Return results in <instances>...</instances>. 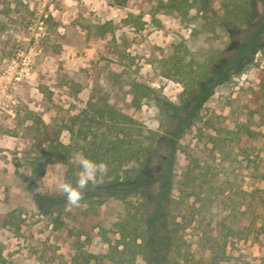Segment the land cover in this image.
Returning <instances> with one entry per match:
<instances>
[{
    "label": "rangeland",
    "instance_id": "obj_1",
    "mask_svg": "<svg viewBox=\"0 0 264 264\" xmlns=\"http://www.w3.org/2000/svg\"><path fill=\"white\" fill-rule=\"evenodd\" d=\"M163 1L0 0V264H63L75 241L69 230L77 228L76 212L84 206L67 202L59 207V163L52 156L37 151L40 171L32 173L29 160L36 152L26 144L25 130L35 118L60 129L59 138L67 142L68 117L84 106L96 79L111 104L147 128L163 129L156 100L169 103L172 114L186 108L190 97H181V84L161 74L159 59L170 43L184 41L196 49L203 41L201 32L208 30L197 25L194 9L184 17L164 8ZM221 1L212 0L217 13ZM250 1L253 15L263 21L264 0ZM128 13L139 18L141 27L122 21ZM106 21L112 25L100 33ZM261 36L246 50L244 69L226 70L203 103L201 118L179 134L170 194L173 218L185 227V244H179L186 256L179 259L183 264H208L213 239L221 242L215 223L222 216L229 213L228 223L239 227L252 220L255 226L259 223L257 189L264 186V177L258 179L264 165V54L257 49L264 46ZM77 70L88 83L75 92L66 74ZM139 84L151 88L153 95L144 96ZM245 120L261 133L242 136L227 154L214 149L210 137L218 135L215 128L230 129ZM127 200L141 202L138 196ZM125 206L111 195L95 207L98 226L86 249L107 251L104 236L111 242L118 237L115 222L124 216ZM56 215L63 221L59 227ZM248 236L233 237L225 248L229 259L217 263L262 264L264 237ZM140 263L138 259L135 264ZM100 264L116 263L104 258Z\"/></svg>",
    "mask_w": 264,
    "mask_h": 264
},
{
    "label": "trees",
    "instance_id": "obj_2",
    "mask_svg": "<svg viewBox=\"0 0 264 264\" xmlns=\"http://www.w3.org/2000/svg\"><path fill=\"white\" fill-rule=\"evenodd\" d=\"M116 1L118 4L125 2ZM162 6L184 17L194 9L197 25L208 30L207 33L201 32L203 41L196 49H190L184 41L170 43L168 51L159 59L161 74L181 84V97H190L186 108L179 114L169 113L170 104L156 100L162 113V131L141 125L111 104L108 93L97 79L91 84L84 106L68 117L65 127L70 135L67 142L59 138L60 129L43 124L39 118H35L33 124L25 130L26 144L37 155L31 156L29 160L32 173L40 171L37 160L40 157V153H37L39 150L59 163V179H66L73 184L78 170L74 156L78 152H83L95 161H104L109 167L108 174L98 177L95 186L89 184L80 202L84 206L76 212L78 226L69 230L74 232L75 241L66 251L63 264H100L104 258L116 264H135L138 259L142 261L140 264H183L179 259H186L184 250L180 247L185 244L182 240L185 227L182 222L173 218L170 194L178 137L185 127L201 118L200 109L203 103L213 93L226 70L236 69L239 73L244 69L245 52L262 37L264 20L261 21L253 15L254 7L250 0H222L220 13L213 8L212 0H164ZM122 21L137 27L142 25L139 18L131 13ZM111 25L110 21H106L99 26L98 31L104 33ZM241 31L243 34H240ZM216 37L221 40L216 41ZM240 42H243L241 46L236 45ZM257 49L264 54V46ZM222 59L225 61L220 63ZM80 70L66 74V83L75 92L88 83L86 78L81 81L83 74ZM139 85L145 89L144 96L153 95L151 88L144 84ZM260 107L264 109V104ZM261 116H264V112ZM215 129L218 135L211 136L210 139L214 149L221 154L229 153L231 145L242 136L254 138L261 133L255 126H250L249 120L236 122L230 129ZM243 150L247 157V152ZM129 170L133 172L125 173ZM40 174L38 172L35 176ZM262 176L264 177V165L258 179ZM257 191L259 223L255 226L252 220L251 224L239 227L233 221L230 223L231 220L228 223L226 219L229 213L216 220V233L221 242L213 239L208 264H218V259H229L225 248L233 237L247 240L249 233H253L255 238L260 235L264 237V186ZM94 192L95 196L92 194ZM111 195L126 203L125 214L115 222L118 237L111 242L104 236L108 245L107 251L102 254L94 253L86 249L85 245L90 241L93 229L98 226L94 216L95 207ZM130 196L140 197L141 202L135 205L127 200ZM56 198L59 207L63 209L67 203L66 198L60 192ZM6 215L10 216V213ZM54 223L59 227L63 221L56 215ZM103 231L100 226L98 232Z\"/></svg>",
    "mask_w": 264,
    "mask_h": 264
},
{
    "label": "clouds",
    "instance_id": "obj_3",
    "mask_svg": "<svg viewBox=\"0 0 264 264\" xmlns=\"http://www.w3.org/2000/svg\"><path fill=\"white\" fill-rule=\"evenodd\" d=\"M74 161L78 165V170L75 173V184L65 179L59 180L56 187L66 198L69 205L78 207L86 190H88L89 184L95 186L98 177H103L108 174L109 167L106 162L95 161L83 152L76 153Z\"/></svg>",
    "mask_w": 264,
    "mask_h": 264
},
{
    "label": "built area",
    "instance_id": "obj_4",
    "mask_svg": "<svg viewBox=\"0 0 264 264\" xmlns=\"http://www.w3.org/2000/svg\"><path fill=\"white\" fill-rule=\"evenodd\" d=\"M24 63H26V65H27V62H24ZM18 79V78H17Z\"/></svg>",
    "mask_w": 264,
    "mask_h": 264
}]
</instances>
